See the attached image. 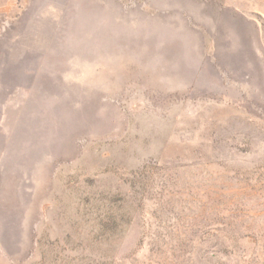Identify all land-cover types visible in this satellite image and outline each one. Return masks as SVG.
<instances>
[{
  "label": "rangeland",
  "instance_id": "obj_1",
  "mask_svg": "<svg viewBox=\"0 0 264 264\" xmlns=\"http://www.w3.org/2000/svg\"><path fill=\"white\" fill-rule=\"evenodd\" d=\"M0 264H264V0H0Z\"/></svg>",
  "mask_w": 264,
  "mask_h": 264
}]
</instances>
